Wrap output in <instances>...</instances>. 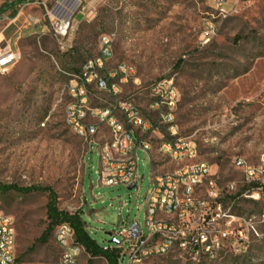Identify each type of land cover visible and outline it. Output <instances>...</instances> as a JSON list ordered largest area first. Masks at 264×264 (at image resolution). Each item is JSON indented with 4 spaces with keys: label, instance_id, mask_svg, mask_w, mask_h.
<instances>
[{
    "label": "rangeland",
    "instance_id": "374dc122",
    "mask_svg": "<svg viewBox=\"0 0 264 264\" xmlns=\"http://www.w3.org/2000/svg\"><path fill=\"white\" fill-rule=\"evenodd\" d=\"M80 1L70 37L61 41L46 13L55 0H0L6 9L0 34L14 9L40 25L15 44L0 40L5 50L19 54L0 75V206L13 218L17 258L58 260L54 229L45 241L38 240L51 206L80 216L99 247H115L110 239L122 221H137L146 233L143 202L152 186L146 154L137 151L138 190L101 185L97 146L86 152V143L64 120L70 75L99 54V37L109 35L108 66L125 63L134 69L122 96H132L142 115L157 123L147 89L154 81L173 79L180 93L176 136L196 143L198 159L211 165L222 186L235 182L232 212L243 217L241 254L214 263L171 254L142 264H264V181L248 183L232 165L235 156L253 166L264 163V0H225L219 8L211 0ZM91 94L93 105L109 100L106 94ZM158 130L168 138L164 126ZM100 136L107 138L108 131ZM156 165L164 172L175 168ZM87 254L79 264H108L102 255L89 259Z\"/></svg>",
    "mask_w": 264,
    "mask_h": 264
},
{
    "label": "built area",
    "instance_id": "2783aa9c",
    "mask_svg": "<svg viewBox=\"0 0 264 264\" xmlns=\"http://www.w3.org/2000/svg\"><path fill=\"white\" fill-rule=\"evenodd\" d=\"M211 2L219 8L225 0ZM80 4V0H55L46 11L61 41L69 39L71 21ZM18 57V52L0 46V75L7 74ZM111 58L112 40L109 35H101L99 54L86 60L78 73L70 75V100L65 106L64 120L86 143V152L97 146L101 185H133L138 190L141 178L137 151L141 150L152 167V186L143 202L146 233L137 221L129 225L122 221L112 237L118 236V243H114L115 247H100L101 251L115 250L118 264H122L124 256L126 264H142L150 258L171 254L194 262L214 263L228 255L243 253V217L232 212L238 198L234 192L236 184L229 181L222 186L211 165L198 159L196 143L176 136L174 117L180 93L173 79L154 81L147 89L148 109L157 115V123H153L142 115L132 96H122V87L134 75V69L125 63L109 67ZM92 90L106 94L109 100L100 106L93 105ZM159 126L166 128L167 139L159 132ZM103 129L108 131L107 138L100 136ZM154 135L159 136L156 142ZM165 162L175 168L165 172L155 168V164L161 167ZM232 165L244 174L248 183L263 184L264 163L253 166L243 157L235 156ZM53 238L60 249L57 261L19 260L15 254L13 218L0 206V264H79L85 249L76 241L73 227L67 222L56 225ZM87 255L93 259L101 254Z\"/></svg>",
    "mask_w": 264,
    "mask_h": 264
},
{
    "label": "trees",
    "instance_id": "16d2710c",
    "mask_svg": "<svg viewBox=\"0 0 264 264\" xmlns=\"http://www.w3.org/2000/svg\"><path fill=\"white\" fill-rule=\"evenodd\" d=\"M5 10H6L5 6L2 5L0 7V15L4 13ZM16 14H17V9H14L10 13L9 17L13 18ZM48 207H50V205H48ZM48 211H49V215H48L49 223L46 229L41 233L38 240L45 241L51 235L56 225L62 222H67L73 227L75 231L76 241L79 242L81 245H83L86 253L90 254L91 256H97L101 254L102 256L105 257L108 264H118L117 252L115 250L104 251V252L101 251V248L89 236L87 230L83 228V221L81 220L80 216L68 215L67 213H59L56 211V209L53 206H51Z\"/></svg>",
    "mask_w": 264,
    "mask_h": 264
},
{
    "label": "crops",
    "instance_id": "0c3cea01",
    "mask_svg": "<svg viewBox=\"0 0 264 264\" xmlns=\"http://www.w3.org/2000/svg\"><path fill=\"white\" fill-rule=\"evenodd\" d=\"M28 19L29 16L23 15L22 11L18 12L2 29L0 40L4 39L11 44H15L18 39L22 38L24 34L27 33V30L31 29L35 31L40 27V25L36 23V18L32 19V23H30Z\"/></svg>",
    "mask_w": 264,
    "mask_h": 264
},
{
    "label": "water",
    "instance_id": "95a60500",
    "mask_svg": "<svg viewBox=\"0 0 264 264\" xmlns=\"http://www.w3.org/2000/svg\"><path fill=\"white\" fill-rule=\"evenodd\" d=\"M132 188H133V185L128 186V189H132ZM110 242H112V243H118V241L116 239H114V238H111L110 239Z\"/></svg>",
    "mask_w": 264,
    "mask_h": 264
}]
</instances>
